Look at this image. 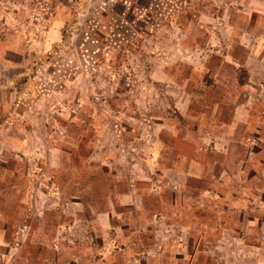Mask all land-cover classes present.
Wrapping results in <instances>:
<instances>
[{
  "label": "rangeland",
  "instance_id": "1",
  "mask_svg": "<svg viewBox=\"0 0 264 264\" xmlns=\"http://www.w3.org/2000/svg\"><path fill=\"white\" fill-rule=\"evenodd\" d=\"M0 264H264V0H0Z\"/></svg>",
  "mask_w": 264,
  "mask_h": 264
},
{
  "label": "crops",
  "instance_id": "2",
  "mask_svg": "<svg viewBox=\"0 0 264 264\" xmlns=\"http://www.w3.org/2000/svg\"><path fill=\"white\" fill-rule=\"evenodd\" d=\"M260 4V2H256V5H259ZM53 165H55V164H53ZM133 195V193L130 191V193L129 194H127V193H122V195H120V202H122V203H130V202H132V200H131V196Z\"/></svg>",
  "mask_w": 264,
  "mask_h": 264
}]
</instances>
